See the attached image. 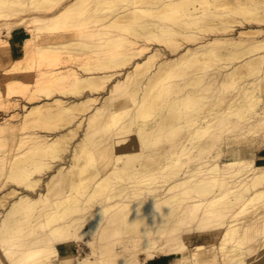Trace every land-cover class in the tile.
I'll return each instance as SVG.
<instances>
[{
  "label": "bare ground",
  "instance_id": "1",
  "mask_svg": "<svg viewBox=\"0 0 264 264\" xmlns=\"http://www.w3.org/2000/svg\"><path fill=\"white\" fill-rule=\"evenodd\" d=\"M20 26L0 264H264V0H0Z\"/></svg>",
  "mask_w": 264,
  "mask_h": 264
},
{
  "label": "rangeland",
  "instance_id": "2",
  "mask_svg": "<svg viewBox=\"0 0 264 264\" xmlns=\"http://www.w3.org/2000/svg\"><path fill=\"white\" fill-rule=\"evenodd\" d=\"M24 30V32H23V35L25 36L24 38H23V40H22V42L19 44V46H18V48H19V52H18V55H16V57L15 58H18V57H22V46H23V43H24V41H25V39L27 38V37H29L30 36V34L28 33V32H26L25 31V29L23 28V27H18V28H15L14 30H12L11 31V33L13 32V31H16V30ZM6 33V36L4 37V41L2 42V44H10V42H9V38H10V35H11V33H8L7 34V32H5ZM7 47H8V45H7ZM0 48H3V46H0ZM0 59H2L3 61H5V59H4V57L3 56H1L0 55ZM8 61H10V60H8ZM7 73L5 72V70L3 69V68H0V80H1V82H4V80L6 79V77H8L9 75L7 74ZM7 92V91H6ZM5 92V90H3V92H1L0 93V112H5L6 114H7V112L9 113V112H11V111H4L3 110V107H2V105L7 101V99L9 98V96H8V94ZM23 101H25V98H23ZM232 134V132H229V131H225V133H224V136H230ZM256 134H258V132H255L254 134H251V133H245L240 139H239V144L240 145H244V146H247V144H248V142H249V140L252 138V137H254V135H256ZM260 152L261 151H257V153L255 154V157H256V159L258 160V163H262L263 161L262 160H260L258 157L260 156ZM247 155L248 156H252V154H251V152L249 153H247ZM75 248V247H74ZM168 259V258H167ZM168 261V260H167Z\"/></svg>",
  "mask_w": 264,
  "mask_h": 264
},
{
  "label": "crops",
  "instance_id": "3",
  "mask_svg": "<svg viewBox=\"0 0 264 264\" xmlns=\"http://www.w3.org/2000/svg\"><path fill=\"white\" fill-rule=\"evenodd\" d=\"M24 30H16L13 31L10 35L9 42L10 44L8 47L0 48V55L4 57L5 61L15 59L16 55H18L19 52V44L22 42L23 38L25 37L23 35ZM264 150L260 152V156H264ZM167 262V257H159L158 259L154 260L153 263L156 264H164Z\"/></svg>",
  "mask_w": 264,
  "mask_h": 264
}]
</instances>
